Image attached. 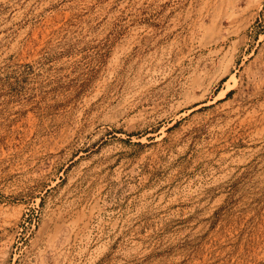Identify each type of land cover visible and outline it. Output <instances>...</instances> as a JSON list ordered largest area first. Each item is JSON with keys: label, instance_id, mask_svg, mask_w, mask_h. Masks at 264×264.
Segmentation results:
<instances>
[{"label": "rangeland", "instance_id": "rangeland-1", "mask_svg": "<svg viewBox=\"0 0 264 264\" xmlns=\"http://www.w3.org/2000/svg\"><path fill=\"white\" fill-rule=\"evenodd\" d=\"M0 264H264V0H0Z\"/></svg>", "mask_w": 264, "mask_h": 264}]
</instances>
